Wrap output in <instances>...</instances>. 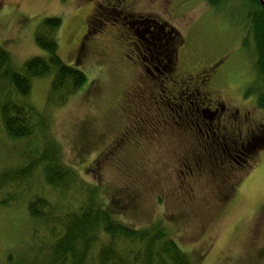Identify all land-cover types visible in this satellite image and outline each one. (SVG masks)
Wrapping results in <instances>:
<instances>
[{
  "label": "rangeland",
  "instance_id": "374dc122",
  "mask_svg": "<svg viewBox=\"0 0 264 264\" xmlns=\"http://www.w3.org/2000/svg\"><path fill=\"white\" fill-rule=\"evenodd\" d=\"M215 3L0 0V46L21 71L31 58L46 55L35 40L41 22L62 20L60 57L81 69L87 82L64 103L48 106L51 80L36 79L27 101L47 114L63 162L99 185V199L111 204L114 221L142 228L161 220L196 264H264V108L257 100L262 84L254 40L246 32L248 6L243 0ZM128 26L139 39L144 27L156 37L163 32L154 26L171 31L177 43L167 50L176 68L161 74L148 61L147 70L148 57L139 54L143 44L127 38ZM215 64L216 77L208 68ZM181 84L199 88L190 100L202 107L218 103L238 116L240 129L228 115L220 128L218 111V137L198 129L197 115L188 116L192 125L181 120L175 105L165 102L173 94L188 101ZM23 146L0 136V172L12 179ZM27 183L28 189L19 186L21 194L8 189L16 200L0 205V264L10 255L17 263L26 252L37 254L28 251L35 222L27 201L42 195V186Z\"/></svg>",
  "mask_w": 264,
  "mask_h": 264
},
{
  "label": "trees",
  "instance_id": "16d2710c",
  "mask_svg": "<svg viewBox=\"0 0 264 264\" xmlns=\"http://www.w3.org/2000/svg\"><path fill=\"white\" fill-rule=\"evenodd\" d=\"M225 1L216 0L215 4ZM243 2L250 20L247 37L253 36L262 84L257 100L264 108V2ZM61 23L57 17L41 22L35 40L46 55L31 58L21 71L0 46V136L24 144L14 169L15 179L5 170L0 172V191L6 193L0 197V205L10 206L16 200L17 194L7 190L19 188L21 194L23 181L31 187L42 186V195L27 201L35 222L28 251L37 254L31 257L26 252L17 263L10 255L6 264H196L169 236L161 220L142 228L114 221L111 204H102L99 199V185L85 181L63 162L49 131L47 114L27 101L36 79L51 80L48 106L64 103L87 82L81 69L60 57L56 33ZM247 44L244 39L243 45Z\"/></svg>",
  "mask_w": 264,
  "mask_h": 264
},
{
  "label": "flooded vegetation",
  "instance_id": "af4514ba",
  "mask_svg": "<svg viewBox=\"0 0 264 264\" xmlns=\"http://www.w3.org/2000/svg\"><path fill=\"white\" fill-rule=\"evenodd\" d=\"M151 21H153V20H151ZM129 22L130 21H128V23ZM123 24H126V23L123 22ZM144 28H145L144 34L139 35L140 36V39H139L138 35H136V36L133 35L134 32H132L131 28H129V26H128L127 29L130 31L131 36L127 37V38H130V41L132 39L133 42H136V43H137L136 39H138L140 44H143V46L141 47V53H139V54L141 55V57L143 55L146 58L148 57V60H146V62H144V65L147 68V70H152L148 64V61L153 62L154 64L152 63V66H154V68L156 70H158L161 74L168 72V70L169 71H171L172 69L174 70L176 68V67H174L175 63L173 60H171V55L169 54V52L167 50L169 44H176L177 43V41L174 40V38L171 35L172 32L168 31V30L163 31L162 26H154L155 29H160L163 32V36L156 37L155 32L153 34L152 29H150V28L147 29L146 27H144ZM146 32L149 33L150 36ZM158 35H159V33H158ZM147 45H150V46H147ZM154 53L156 55L152 56V58L150 59L149 55L154 54ZM138 57L140 58V56H138ZM218 67H219L218 64L211 65L210 67H208V68H210L209 72L214 71L216 68L219 69ZM199 71L200 72L196 74L197 76L202 74V71L201 70H199ZM218 73L219 72H217V71L214 72L213 76L216 77L218 75ZM167 78H168V75L166 74V76L163 77V80L165 81V79H167ZM206 79L207 78H204L203 80H201V82L206 80ZM183 83H186L185 80H183L182 84ZM182 84L180 86V88H182L181 91L186 92V94H187L186 97H187L188 101H186V100L185 101H178L177 100L178 97L176 96V94H173L172 97L165 96V98L167 97L166 101H165L167 103V105L168 106L175 105V107L178 109V111H179L178 115H179V118L181 120H187V122H189L192 125V123L188 120V116L197 115L198 116L197 121H194V123L195 122L198 123V129L206 132L208 135L212 134V135L218 137V135H217L218 131L215 130V128H216V123L214 122L215 117L213 116V114L215 115L216 111H218L216 118L219 120V122L221 124L220 128H222L223 126L226 127L224 125L226 123H222V119L224 118V116L228 115V117L230 118V123L232 125H235V127H236L235 131L237 129H240V126H239V119L240 118L238 116H232V117L229 116V110L226 108L227 109V111H226L224 106H221V110H220V107H218V103L216 105H214L213 107H210V106L202 107L200 101H196L195 97L193 98V100H190L193 96L192 92H200L199 88L194 86L193 84H188V85H182ZM172 90L176 91L177 89L173 88ZM217 101L218 100H216V102ZM212 102H213V100H212ZM180 112L182 114H180ZM208 113H209V115H208ZM236 113L238 114L239 110H237ZM243 116L245 117L246 115H243ZM228 117H226V119ZM205 118H208V120H205ZM230 130L232 132H234V129H230ZM257 130H258V128L256 129L255 127H253V130H252L253 135L257 132Z\"/></svg>",
  "mask_w": 264,
  "mask_h": 264
},
{
  "label": "water",
  "instance_id": "95a60500",
  "mask_svg": "<svg viewBox=\"0 0 264 264\" xmlns=\"http://www.w3.org/2000/svg\"><path fill=\"white\" fill-rule=\"evenodd\" d=\"M263 2H264V0H263Z\"/></svg>",
  "mask_w": 264,
  "mask_h": 264
}]
</instances>
